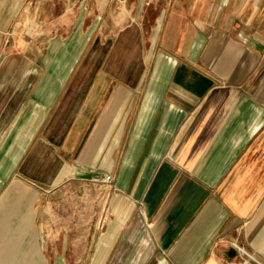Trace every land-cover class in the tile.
<instances>
[{
  "label": "crops",
  "instance_id": "crops-1",
  "mask_svg": "<svg viewBox=\"0 0 264 264\" xmlns=\"http://www.w3.org/2000/svg\"><path fill=\"white\" fill-rule=\"evenodd\" d=\"M234 240L264 260V0H0V264Z\"/></svg>",
  "mask_w": 264,
  "mask_h": 264
},
{
  "label": "built area",
  "instance_id": "built-area-1",
  "mask_svg": "<svg viewBox=\"0 0 264 264\" xmlns=\"http://www.w3.org/2000/svg\"><path fill=\"white\" fill-rule=\"evenodd\" d=\"M112 178L110 173H106L103 176L96 175L93 177L94 181H109ZM141 208V205H140ZM232 245L236 248L238 253V263L241 264H264V260L259 258L252 250L247 248L244 244L237 240L232 241Z\"/></svg>",
  "mask_w": 264,
  "mask_h": 264
},
{
  "label": "rangeland",
  "instance_id": "rangeland-1",
  "mask_svg": "<svg viewBox=\"0 0 264 264\" xmlns=\"http://www.w3.org/2000/svg\"><path fill=\"white\" fill-rule=\"evenodd\" d=\"M72 192L71 191H68V194H71ZM61 197V196H60ZM63 197V196H62Z\"/></svg>",
  "mask_w": 264,
  "mask_h": 264
}]
</instances>
